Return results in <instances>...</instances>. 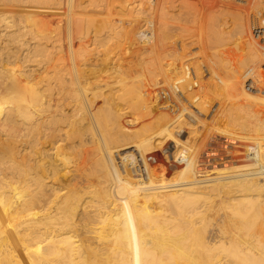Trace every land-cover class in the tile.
Instances as JSON below:
<instances>
[{
    "label": "bare ground",
    "instance_id": "obj_1",
    "mask_svg": "<svg viewBox=\"0 0 264 264\" xmlns=\"http://www.w3.org/2000/svg\"><path fill=\"white\" fill-rule=\"evenodd\" d=\"M137 1H142L144 5L147 2ZM248 1L211 2L212 6L228 5L239 16L228 13L229 7L223 9L227 13L222 11L224 6H219L220 14L216 13L218 11L215 14L209 12L208 7L197 9L189 0H153L148 6L137 2L140 8L134 7L132 0H126L125 4L122 1L126 11L133 8L131 11L137 18L146 16L148 12L150 21L160 26L164 34L162 38L171 40L167 41L168 44L163 42L164 54L165 48H169L166 54H169L170 60L160 77L156 76L158 71L154 75L163 83L162 89L166 90L165 95L170 98L173 111L156 119L147 116L148 122L144 123L142 103L146 99L141 97L138 100V97L134 100L130 97L133 91L140 90L134 87L135 83L130 87L129 80L124 82L123 74L121 79L117 76L118 80H113L122 90H109L108 87L105 90L100 87L111 84L106 78L104 80L107 81L101 83L99 74L100 78H92L86 76L83 69L79 71V87L71 79L72 76L58 74L62 69L54 68L51 78L43 71L32 69L37 54L46 53V57L52 52L43 42L48 43L53 35L48 37L46 33L42 35L43 32H38L47 28L45 22H50L47 20L50 13L53 15L58 11L57 14L61 15L67 11L80 42L88 35L91 25L96 27L94 30L103 27L105 29L101 31L111 32L124 25L122 20L126 17L116 18L120 22L117 26L116 20L102 22L92 19V16L89 18L90 15L84 13V7L98 10L100 7L96 0H0V264H264V135L260 133L264 124L258 120L257 112V91L264 92V73L260 74L261 70L254 75L258 62L264 61V56H259L260 47H264V0ZM248 3L252 11L248 10ZM202 9L208 12L206 17L204 11L201 13ZM228 17L232 18V25L228 24ZM137 18L133 19L138 21ZM144 19L140 24L142 27L149 23ZM195 26L198 32H190ZM172 29L183 34L177 41L172 39L174 36L168 35ZM155 31L153 35L161 32L154 34ZM128 32L124 35L126 42H136L137 34L132 39ZM117 33L116 37L114 33L108 36L117 38ZM235 38L238 39L236 43ZM256 40L260 43L259 47ZM82 43L78 54L83 59L91 53ZM148 51L150 53V49ZM191 51L199 56L192 55ZM145 55L144 58L148 56L147 53ZM147 60L146 64H149L150 60ZM153 64L158 67L156 62ZM161 65L164 67L163 63ZM6 67L12 69L10 75L4 72ZM141 68L145 72L143 64ZM41 69H44V64ZM114 72H111L112 75ZM201 74L208 76L203 80L204 75ZM153 76H149L152 82L148 76L149 79L142 80L139 76V81L145 87H153V79H156ZM242 80H247L246 85ZM137 84L140 83L137 81ZM192 86L209 92L203 95L199 92L200 95L193 101L198 111L205 110V103L212 98L213 90L222 88L223 93L218 96L228 103L229 108L232 107L230 109L235 107L241 112L238 119L235 115V121L233 112L228 116L225 112L226 117L219 119L223 115L220 110L222 115L217 118L221 127L218 124L213 126L214 132L217 133L215 129L220 128L222 134L235 140L231 158L220 162L219 167L198 169L196 157L199 150L193 148V143L189 145L193 138L190 125H195L197 117L191 115L190 107L182 101L180 93L183 95L184 90H193ZM53 90H56L55 94ZM77 90H81L89 115ZM228 90L238 91L239 96L234 98L236 95ZM71 99L81 119L82 129L75 117L72 120L70 109L65 110L62 117L54 114L57 107H69ZM149 99L154 102L156 97L149 96ZM116 101L123 102L119 110L114 107ZM245 104L253 107L251 111L255 119L249 120L253 126H249L242 113ZM126 107L130 108V112L137 110L141 114V121H136L131 129L125 127L120 115ZM69 120H72L69 124L76 126L77 130L61 136L63 132H60L67 128ZM84 129L89 139L83 137ZM97 134L103 143V150L99 148ZM76 136L79 146L73 143ZM249 142L252 144L246 147L250 152L245 149L239 151L242 144ZM67 143H71L72 150L76 147L77 151L78 146L81 151L79 154L73 151L78 157L81 155L82 163H75L83 167L76 164L75 167L82 170L87 182L81 188L93 187L90 190L95 191L94 195H103L104 199L82 202L83 189L75 187V194L64 189L62 182L65 183L67 178L60 174L64 163L60 164L61 156L54 157L49 151L65 152L69 150ZM58 145H62L61 150ZM76 156L73 153V157ZM78 157L74 158L75 161ZM91 164L96 167L93 169ZM55 180L60 185H56Z\"/></svg>",
    "mask_w": 264,
    "mask_h": 264
},
{
    "label": "rangeland",
    "instance_id": "obj_2",
    "mask_svg": "<svg viewBox=\"0 0 264 264\" xmlns=\"http://www.w3.org/2000/svg\"><path fill=\"white\" fill-rule=\"evenodd\" d=\"M97 1V3H98V6L100 7V8H98V10L96 9V8H94L93 10H87V7H84V9L86 8V10H85V12L84 13H86L85 15L86 16H88V15H90V16H88L89 18L92 16V17H94V18H92V19H98L99 21L101 20L102 22L105 20H112V22H115V20H116V18H119V17H122V18H124V17H126V18H124L123 20H122V23H124V25L122 24V26H118L116 29H113V30H111V32H110V30H109V32H104L103 30L105 29H103V27L102 28H97L98 30H94L96 27H94L93 25H91L92 27L91 28H89L88 29V35L85 37V38H83V39H85V40H83L82 39V41L80 42L77 38H78V36H77V32L74 30V27H72L71 26V19H70V17H69V14L67 13V11H65L64 13H62L61 15H58L57 13H58V11L56 12V14H53L52 15V13H50L51 14V16L49 15V18L47 19V20H49L50 22L48 23V22H45V25H46V29H44V30H38V32H39V34H41L42 32H43V34L42 35H44L45 33V35H47L48 37L49 36H51V34L53 35V36H51V37H53V38H50V40L48 41V43H46V41L45 42H43V43H45V44H47L49 47V51H52L49 55H47L46 57H45V55H46V53H45V55H44V53L42 54V55H39V54H37V58L36 57H34V60L35 61H33L35 64L32 66V69L33 68H35L36 69V71H43V73L45 74L46 73V75H48V77H53L54 76V68H57V69H62L58 74H67L68 76H72L71 77V79L73 80V82L75 83V85H78V87H79V76H80V73H79V71L81 70V69H83V70H85V72H86V76H89V77H92V78H96V77H99V75L101 76V78L100 79H102L101 80V83H104V81H109V83H113L112 85L113 86H111L110 87V85L109 86H106V85H102V87H100V88H104L105 90H108V88H109V90H122V89H119L120 88V86L119 85H116L114 82H113V80L117 77V78H120L121 79V77H122V79H123V81L124 82H127V81H125V80H129L127 83H128V85L130 86V87H132V86H134L133 84L135 83L136 85L134 86V87H137L140 91H138V90H136V91H133V93H132V95L130 96L131 98H133L134 100H137V98H138V100L139 99H141V97H143V100H145L146 99V102H143L142 103V105H144V113H143V115H144V117L145 118H143V119H145V122L144 123H147L148 121H147V116L149 117V118H153V119H156V118H158L159 116H166V115H168V114H170V112L171 111H173V109H172V106H171V103L169 102L170 101V98H168L167 97V95H165L166 94V90H164L165 91V93H164V91H163V89H162V87H163V85H161V84H163L161 81H160V78H157L158 76L160 77V75L162 74V72H164L163 70H165V67L167 66V62L170 60V56H169V54H166V53H168V50H169V48H165V50H166V53L164 54V44L165 43H167V41H171L170 39H166V38H162L163 37V35H162V30H160V26L158 27V25L155 23L154 24V21H150L151 20V16L149 17V13L148 12H146L147 13V15L145 16L144 15V17H142L141 16V18H137V17H135V15L132 13V11L131 10H133V8H131V10L130 9H128V10H130V11H126V7H125V5L123 6V4H125V3H127L126 2V0H96ZM103 1V2H102ZM110 1V2H109ZM121 1V2H120ZM122 1H123V4H122ZM149 1V2H148ZM153 0H147V2H146V4L144 5V3L142 4L141 2H139V1H137V0H132V2H133V4H134V7L135 6H137L138 8H140V6H138L139 4H136L137 2H139L140 3V5H144V6H148V5H150V2H152ZM157 1V0H156ZM186 1H188V0H186ZM190 1V4H193L194 6L196 5V7L195 8H209V9H207V10H209V12H211V13H214V12H216V11H218V12H216V13H218V14H220L222 11H224L225 9H227L228 7H229V12L226 10V11H224V12H228V13H230L231 15H234L235 13H237V15H238V12L235 10V9H232V10H234V11H232L231 10V7L230 6H228V5H220V4H217V5H215V6H212L211 5V2H213L214 0H210V1H204L203 3H202V1L203 0H199V1H197V0H194V1H196V2H192L191 0H189ZM248 1V0H247ZM252 2L253 1H255V0H251ZM250 1V3H251V5H252V2ZM107 2V3H106ZM192 2V3H191ZM249 2V1H248ZM261 2V1H260ZM263 2V1H262ZM103 3V4H102ZM114 3V4H113ZM120 3V4H119ZM189 3V2H188ZM208 3H210V4H208ZM247 3V2H246ZM105 4H106V6H105ZM116 4V5H115ZM206 5V6H203V5ZM245 4V3H244ZM249 4V3H248ZM263 4H264V2H263ZM101 5V6H100ZM109 5H111V6H109ZM113 5V6H112ZM115 5V6H114ZM208 5H210V6H212V8L210 7V6H208ZM250 4H249V8H248V10L249 11H252V9L253 8H251L250 6H251ZM141 6V7H142ZM222 7V6H224V7H222V11L220 12V7ZM102 7V8H101ZM106 7V8H105ZM108 7V8H107ZM109 7L111 8L110 10H109ZM217 7H219V8H217ZM226 7V8H225ZM105 8V9H104ZM128 8V7H127ZM146 8V7H145ZM197 8V9H198ZM219 9V10H217V9ZM103 9V10H102ZM106 9H108V10H106ZM224 9V10H223ZM104 10H106V12L104 11ZM125 10V11H124ZM214 10V11H213ZM247 10V15H248V13H249V11ZM108 11V12H107ZM111 11H113V12H111ZM205 12V17H206V15H207V11H206V9L204 10V9H202L201 10V13L203 14L204 12ZM103 12V13H102ZM109 12H110V14H109ZM88 13V14H87ZM95 13V14H94ZM211 13H209V15L211 14ZM242 13V12H241ZM244 13V12H243ZM244 13V14H245ZM60 14V13H59ZM65 14V15H64ZM96 14H97V16H96ZM115 14V15H114ZM125 14V15H124ZM215 14V13H214ZM57 15L58 16H60V17H57ZM64 15V16H63ZM130 15V16H129ZM203 15V16H204ZM236 15V16H237ZM239 16V15H238ZM54 17H55V19H54ZM63 17H65V19L63 18ZM99 17V18H98ZM103 17V18H102ZM107 19H106V18ZM262 17H263V19H264V15H262ZM63 18V19H62ZM101 18V19H100ZM105 18V19H104ZM111 18V19H110ZM128 18V19H127ZM135 18H137V20L138 21H135L134 19ZM145 18V19H144ZM153 18H155V17H153ZM140 19H141V21H140ZM143 19H144V21H149V23L147 22V24H145V26L143 25V27H142V25H140V24H142L141 22L143 21ZM156 19V18H155ZM154 19V20H155ZM56 20V21H55ZM65 20V21H64ZM227 22H228V24L229 25H232V18H230V17H228L227 18ZM69 22V24H68V22ZM130 21H131V23H130ZM132 21H134V23L132 22ZM155 21H157V20H155ZM65 22V23H64ZM116 26L117 25H120V22H118L117 20H116ZM130 23V24H129ZM153 23V24H152ZM62 24V25H61ZM134 24V25H133ZM60 25V26H59ZM150 25V26H149ZM154 25H155V27H154ZM195 25V24H194ZM49 26V27H48ZM126 26V27H125ZM130 26H132V27H130ZM154 27V31H155V28H156V31L154 32V34L157 32V31H161V32H157L155 35H153V30L151 29V27ZM157 26V27H156ZM191 26H193V25H191ZM146 27H148V28H146ZM94 28V29H93ZM126 28V29H125ZM130 28V29H129ZM144 28H146L145 30H144ZM50 29V30H49ZM93 29V31H92V33H91V30ZM101 29H103L102 31H101ZM159 29V30H158ZM176 29V28H175ZM108 30V29H107ZM144 30V31H143ZM150 32H149V31ZM152 30V31H151ZM173 31L171 32H169L170 34H168V35H171V36H174L172 39H176V40H174V41H177L178 40V38H179V36H181V35H183V34H181L180 32H176L174 29H172ZM199 30V29H198ZM114 31V32H113ZM122 31V32H121ZM124 31H129L128 33L129 34H131L132 35V39H134L136 36H134V34L136 33L137 34V37H138V40H139V42H142L143 41V39H146V43H139L138 42V40L135 42V41H133L131 38H130V40L131 41H133V42H129L128 40H127V42H129L128 44H127V42H126V37H124V35H126V32H124ZM175 31V32H174ZM52 32V33H51ZM118 32V33H117ZM144 32V33H143ZM190 32H192V33H196V32H198L197 31V27L195 26V27H192L191 28V30H190ZM251 32H252V30H251ZM91 33V34H90ZM94 33V34H93ZM107 33V34H106ZM112 33V34H111ZM113 33H114V35H113ZM116 33L118 34L117 36V38H115L116 37ZM141 33V34H140ZM143 33V34H142ZM145 33H147L146 35H145ZM152 33V34H151ZM167 33V32H166ZM177 33H178V35H177ZM105 34V35H104ZM109 34H111V35H113V36H115V37H113V36H108ZM138 34H140V35H138ZM149 34V35H148ZM198 34V33H197ZM90 35V36H89ZM121 35V36H120ZM143 35H144V37H143ZM154 36L156 39V41L154 40V37L152 38V36ZM61 36V37H60ZM93 36V37H92ZM106 36V37H105ZM107 36H108V38H107ZM134 36V37H133ZM147 36H148V38H147ZM110 37H113V38H110ZM60 38H62V40L60 39ZM86 38H87V40H86ZM90 38H91V40H90ZM94 38V39H93ZM139 38H141L142 39V41L139 39ZM158 38V39H157ZM80 39V38H79ZM110 39H113V40H111L110 41ZM55 40H56V42H55ZM61 40V41H60ZM94 40H95V42H94ZM148 40V41H147ZM151 40H153L154 41V44H156L157 45V48L155 47L156 45H154L153 44V41H151ZM237 38H235V42L234 43H236L237 42ZM60 41V42H59ZM84 41H86V42H88L87 44L84 42ZM102 41V42H101ZM110 41V42H109ZM113 41V42H112ZM151 42V44H150V42ZM233 41H234V39H233ZM257 41V40H256ZM53 42H55V43H52ZM82 42H84V43H82ZM138 42V43H137ZM155 42H157L158 44H160L161 45V47H160V45H159V48H158V44L157 43H155ZM163 42H165V43H163ZM52 44V46H50L51 44ZM81 43L85 46V48L91 53V54H87L85 57H83V59L82 58H80V56H79V54H78V49H79V47L81 46ZM104 43H107V44H104ZM126 43V44H125ZM136 43V44H135ZM256 43H258V44H256V46H258L259 47V45H260V43L257 41ZM61 44V45H60ZM125 44V45H124ZM145 44V45H144ZM148 44V45H147ZM163 44V45H162ZM168 44V43H167ZM127 45V46H126ZM142 45V46H141ZM83 46V47H84ZM87 46V47H86ZM139 46V47H138ZM145 46V47H144ZM147 46V47H146ZM51 47V48H50ZM88 47H90V48H88ZM93 47H94V49H93ZM95 47H97V48H95ZM122 47V48H121ZM126 47V48H125ZM128 47V48H127ZM142 47H144L143 49H142ZM123 48H124V50H123ZM147 48V49H146ZM150 49V53H149V49ZM156 49V51H158V53L156 52V54H155V49ZM191 48V47H190ZM262 48V49H261ZM92 49V50H91ZM119 49V50H118ZM121 49V50H120ZM129 49V50H128ZM158 49V50H157ZM160 49V50H159ZM171 49V48H170ZM195 49V48H194ZM98 50V51H97ZM110 50H111V52H110ZM152 50V51H151ZM196 50V49H195ZM264 47H260V49H259V56L261 55V56H264ZM125 51V52H124ZM127 51V52H126ZM137 51V52H136ZM139 51H141V52H139ZM160 51V52H159ZM161 51H163L162 53H161ZM187 51H188V49H187ZM151 52H154L153 54L151 53ZM196 52V51H195ZM263 52V53H262ZM97 53H99V54H97ZM120 53V54H119ZM138 55H137V54ZM147 53V55L149 56H147V57H145L144 58V55ZM193 53V54H192ZM200 54L202 53V52H199ZM106 55V56H104V55ZM141 54H144L143 56L141 55ZM151 56H150V55ZM157 54H158V56H157ZM159 54H160V56H159ZM162 54V55H161ZM191 54L192 55H194L195 53H194V51H191ZM263 54V55H262ZM108 55V56H107ZM122 55H123V58H122ZM155 55V56H154ZM166 55H168V56H165ZM186 55L187 54H185V57H186ZM196 55V54H195ZM194 55V56H195ZM41 58H40V57ZM42 56H44V57H42ZM136 56H137V59H136ZM139 56V57H138ZM146 56V55H145ZM196 56H199V55H196ZM260 56V57H261ZM38 57H39V59L42 61H40L39 59H38ZM90 57V58H89ZM115 57V58H114ZM118 57V58H117ZM155 57V58H154ZM161 57H163V59L161 58ZM89 58V59H88ZM98 58V59H97ZM140 58H141V61H140ZM142 58H144L143 60H142ZM151 58V59H150ZM262 58V57H261ZM38 59V60H37ZM85 62V61H87V62H83L82 60ZM119 59V60H118ZM146 59H148L147 60V62L150 60V63H152V66L153 67H151V64L149 65L148 63L146 64ZM201 59V58H200ZM96 60V61H95ZM153 62H152V61ZM156 60V61H155ZM159 60V61H158ZM184 60H185V58H184ZM262 60H264V58L262 59ZM39 62L38 64V67L40 68H38L37 67V65H36V63L37 62ZM100 61V62H99ZM145 63H144V62ZM141 64H140V63ZM154 62H156V64H158V67H157V65H156V67H154L155 66V64H153ZM259 62H262V61H259ZM259 62H258V64H259ZM96 63V64H95ZM115 63V64H114ZM163 63V66L164 67H161L162 64ZM263 63H264V61H263ZM263 63H260L259 64V66H258V64H257V67H260L261 65L262 66H264V64ZM42 64H44V69H41V67H42ZM119 64V65H118ZM124 64V65H123ZM142 64H143V68L145 69V72H146V74H145V72L144 71H142ZM144 64L146 65V67H147V69L145 68V66H144ZM36 65V66H35ZM84 67H82V66ZM107 65V66H106ZM118 65V66H117ZM137 65V66H136ZM138 65H140V66H138ZM166 65V66H165ZM128 66V67H127ZM31 67V66H30ZM87 67V68H86ZM93 67V68H92ZM117 67V68H116ZM126 67V68H125ZM130 67V68H129ZM138 67H140V68H138ZM150 69H149V68ZM257 67H255V71L254 72H256V73H254V75L256 74H258L257 72H261V70H262V73H260V74H263L264 73V67H260V69H257ZM122 68H123V72H122ZM139 69V71H137L138 69ZM151 68H153V69H155L154 71H152V72H149V71H151V70H153V69H151ZM157 68H159V70L157 69ZM161 68H164V69H161ZM88 69V70H87ZM102 69H103V71H102ZM113 71H112V70ZM140 69H141V71H140ZM91 70V71H90ZM111 70V71H110ZM117 71V73H116V71ZM119 70V71H118ZM126 70H128L127 72H126ZM148 72H147V71ZM259 70V71H258ZM11 71H12V69H10V67H6V68H4V72L5 73H7V75H10V73H11ZM105 71V72H104ZM115 71V72H114ZM157 71H158V73H157ZM88 72V73H87ZM90 72V73H89ZM92 72V73H91ZM108 72V73H107ZM114 72V74L112 75V73ZM142 72V73H141ZM144 72V73H143ZM157 74H156V73ZM137 73H139V75H137L136 76V74ZM147 73H152L151 75L153 76L154 74H156V76L154 75L153 77L154 78H156V79H153L154 81H153V87H145L140 81H139V79H140V77H141V80L142 79H145V78H147V79H149L150 78V80L149 81H151L152 82V77H149V76H151L150 74H147ZM99 74V75H98ZM120 74V75H119ZM123 74V75H122ZM133 74H134V76H133ZM145 74V75H144ZM97 75V76H96ZM106 75V76H105ZM122 75V76H121ZM202 75H204V78L202 77V79L204 80L205 79V77H207L205 74H201V76ZM75 76V77H74ZM104 76V77H103ZM120 76V77H119ZM127 76V77H126ZM131 78H130V77ZM140 76V77H139ZM149 78H148V77ZM108 77V78H107ZM109 77H110V79H109ZM136 77V78H135ZM104 78H106L105 80H104ZM113 78V79H112ZM116 78V80H118ZM127 78V79H126ZM130 78V79H129ZM135 78V79H134ZM76 80H77V82H76ZM156 80H158V82L156 83ZM248 80V79H247ZM247 80H245L244 82H243V80H242V83H243V85H246V83H247ZM134 81V82H133ZM137 81H138V83H140L139 85L137 84ZM249 82H250V80H248ZM246 82V83H245ZM249 82H248V84H249ZM155 83H156V85H157V87H156V85H155ZM245 83V84H244ZM251 83V82H250ZM132 85V86H131ZM174 85V84H173ZM106 87H108V88H106ZM115 87V88H114ZM116 87H117V89H116ZM143 87V88H142ZM144 87H145V90H144ZM141 88V89H140ZM150 88H152V90H150ZM218 89V88H217ZM215 90V92H214V90H213V94L211 95L212 96V98L210 99V101L209 102H207V103H205V110H199L198 111V109H197V112H198V114H197V112H196V110L194 111V110H192L191 109V107L189 108V106H187L186 104V106L191 110L190 112H191V115L193 114L195 117H197V118H195L196 120H195V122H194V126H192V125H190V134H191V136L193 137L192 138V140L190 141L191 143H189V145L191 146V144H192V146H193V148L195 149V147H196V149L195 150H199V152H198V154H197V157H196V159H197V161H196V165H198L197 166V168L198 169H210V168H213V167H219L220 166V162H222V161H226V159H229V158H231V151H232V146H233V144L232 143H234V139L232 138V137H230V136H228V135H226L225 133H221V131H220V128H217V129H215V131H217V133L216 132H214V129H213V126L215 127V125H217V126H220V122H219V119H221V118H223V117H226V115H225V112H227L226 114H227V116H228V113H232V118L235 120V118L236 119H238V117H241V112H239V110H237L238 108H235L234 107V109L235 110H237V111H235L234 109H230V108H232V107H230L229 108V105L227 106L226 104H228V103H225L224 102V100L222 99V98H220V96H218V94L219 93H223V90H222V88H219V89H221V90ZM102 90V89H101ZM129 90H133V89H129ZM143 90V91H142ZM146 90H149V91H147L146 92ZM162 90V91H161ZM78 91V93H79V95H80V97H81V99H82V103H83V106L85 107V109H86V111H87V113H88V115H89V109H88V107H87V104L85 103V100H84V98H83V95H82V93H81V90L79 91V90H77ZM188 90H186V92H187ZM205 91V92H204ZM204 91H201L202 93V95H203V93H207V90H204ZM222 91V92H221ZM228 91H230V90H228ZM54 94L56 93V90H53L52 91ZM185 94H181L180 93V96L182 97V96H184L183 97V99H182V101L184 100V98H189V97H191V106H193L194 105V100H196L197 99V96H198V94L200 95V93L199 92H195L194 91V93L192 92V94L191 93H186L185 92V90L183 91ZM139 93V94H138ZM209 93V92H208ZM207 93V94H208ZM217 93V94H216ZM230 93H232L233 95H236L234 98H236V97H238L239 96V93H238V91H234V92H231L230 91ZM257 97H259L258 99H257V103H258V105H257V108H258V110H257V112H258V114H259V118H258V120H261V122L264 124V92H261V91H257ZM136 95V96H135ZM189 95H191V96H189ZM196 95V96H195ZM220 95V94H219ZM238 95V96H237ZM134 96V97H133ZM149 96H151L153 99H155V97H156V101L154 100V102H156L155 104H153L154 102L152 101V99H149ZM136 97V98H135ZM196 97V98H195ZM193 98V99H192ZM218 100V101H217ZM222 100V101H221ZM71 102H72V104L74 105V103H73V101H72V99L71 100H69V104H71ZM184 102V101H183ZM120 103H123V102H114V107L115 108H117V110H119V109H121L122 107L121 106H123V104H120ZM220 103V104H219ZM224 103V104H223ZM245 103H247V102H245ZM69 105V107H65V105H62L61 107H57L55 110H54V114L56 115V116H58V117H62V115L65 113V110H69L70 109V116L72 117V120L74 119L73 117H75V121L78 123V126H80L79 128L80 129H82V126H81V119L79 118V115H77V110H75L76 108H75V105L73 106V105ZM153 104V105H152ZM193 104V105H192ZM149 105V106H148ZM45 106H46V104L45 105H43V107L42 108H45ZM73 106V107H72ZM146 106V107H145ZM158 106V107H157ZM195 107H196V103H195V105H194ZM226 106V108H224ZM54 107V106H53ZM65 107V108H64ZM166 107V108H165ZM229 109H228V108ZM129 107H126V108H124L125 109V111H124V109H123V111L122 112H120V115L122 116V120H123V122H124V125H125V127L126 128H128V129H131L132 128V125L134 124V123H136V121L137 122H140L141 121V114H140V112L139 111H137V110H135V111H133V112H130L131 110H130V108L128 109ZM142 108H143V106H142ZM146 108H148V110L146 109ZM150 108V109H149ZM164 108V109H163ZM196 108H198V106L196 107ZM251 108L253 109V107H249V105H247V104H245L244 106H242V113L244 114V116H245V118L247 119V123L249 122V120H254L255 119V117H254V112H252L251 111ZM170 109V110H169ZM215 109H216V111H215ZM226 109H228V110H226ZM64 110V111H63ZM73 110V111H72ZM162 110V111H161ZM169 110V111H168ZM212 110V111H211ZM223 111V115H222V112L221 111ZM225 110V111H224ZM230 110H231V112H230ZM233 110V111H232ZM215 111V112H214ZM235 111V112H234ZM75 112V113H74ZM151 112V113H150ZM200 112V113H199ZM239 113V115H237L238 113ZM219 113V114H218ZM221 113V114H220ZM237 113V114H236ZM74 114V115H73ZM150 114V115H149ZM152 114V115H151ZM215 114V115H214ZM234 114V115H233ZM220 115H222L221 117H219ZM235 115H236V117H235ZM69 116V117H70ZM77 116V117H76ZM234 116V117H233ZM185 117H187V115L185 114ZM217 117H219V119L217 118ZM78 118V119H77ZM231 118V117H230ZM137 119V120H136ZM167 119V118H166ZM184 119H186V118H184ZM216 119V120H215ZM232 119V120H233ZM71 120V121H72ZM78 120V121H77ZM129 120V121H128ZM218 120V121H217ZM229 120H231V119H229ZM70 120H69V122L66 124V125H68L70 122H71ZM236 121V120H235ZM128 122H129V124H128ZM131 122V123H130ZM196 122H201L200 124L201 125H199L198 123L196 124ZM203 122V123H202ZM210 122V123H209ZM217 122V123H216ZM170 123V122H169ZM209 123V124H208ZM249 124V126H253L254 124L253 123H248ZM69 125H71V126H69ZM68 126H67V128L66 129H64V131H61L60 133H62L63 132V134H61V136H65L67 133H70V132H72L73 130H77V127L76 126H72V124H69ZM198 125H199V127H198ZM256 125H257V123H256ZM196 126V127H195ZM74 129H73V128ZM198 127V128H197ZM205 127V128H204ZM221 127V126H220ZM261 127H264V126H261ZM67 129H68V131L69 132H67ZM70 129V130H69ZM86 129H84L83 131H84V138L86 139V138H88L89 139V135L86 133V131H85ZM94 131L97 133V130L95 129V127H94ZM86 133V134H85ZM200 133V134H199ZM219 133V134H218ZM260 133L262 134V135H264V128L262 129V130H260ZM57 134H59V133H57ZM60 135V134H59ZM86 135V136H85ZM198 135H200L199 136V138L197 137ZM97 136H98V134H97ZM77 138H74V145H76V143H77V145L79 146V138H78V136H76ZM78 139V140H77ZM97 139H98V142H99V144L101 145V146H99V148L100 149H104V147H103V143L101 142V140H100V138H99V136L97 137ZM196 141V142H195ZM261 141V140H260ZM196 143V144H195ZM229 143H231V144H229ZM71 144V143H70ZM69 143H67V149H69V150H65V152L63 151H60V152H56V150H54V149H50V151H49V153H51V155L52 156H54V157H56L57 155L60 157L61 156V159H60V164L62 165V163H64L63 164V166H61V168H60V174H64V176H63V178L64 179H66L67 181L64 183V182H62L63 183V185H65L64 186V189L66 190H68L69 192L68 193H71V194H75L76 193V189L77 188H79V189H83L82 190V193H81V199H82V202H88V201H96V200H98V199H104V196L102 195V196H96V195H94V192L95 191H93V190H90V189H94L93 187H90V188H81V187H83L84 185H87V182H85V179H84V177H83V175H82V170L80 169V168H82L83 166H82V164H80V163H82L81 162V160H80V158H81V155H79V157H78V152H80L81 153V151L79 150V147L77 146V151H76V147H75V152L76 153H78V154H75V152H73L74 150H72L71 149V145H70ZM199 144V149L197 148V145ZM204 144V145H203ZM248 144H252V142H249V143H244V144H242V147L241 148H239V151H242V150H244L245 149V151L247 150L248 151V149H247V145ZM202 146V147H201ZM245 146V147H244ZM53 147V146H52ZM55 147H57V145H55ZM58 147L60 148V150L62 149L61 147H62V145H58ZM70 147V148H69ZM201 147V148H200ZM244 147V148H243ZM52 150H53V152H52ZM72 150V151H71ZM68 151V153H66ZM244 151V152H245ZM246 151V152H247ZM74 153V155L76 156V157H73V153ZM248 152H250V150L248 151ZM53 153V154H52ZM55 153H57V154H55ZM63 153H64V156H63ZM222 154V155H221ZM68 155V156H67ZM116 155V161H118V157H117V154H115ZM240 155H241V153H240ZM66 156V157H65ZM69 156H70V158H69ZM63 157H65L64 159H63ZM79 158V159H76V161H75V159L74 158ZM72 158L74 159V160H72ZM62 160H64V161H62ZM69 160H72V161H69ZM83 160V159H82ZM77 161H79L78 163L79 164H76L77 163ZM238 162H240V160H237ZM241 161H243V160H241ZM76 162V163H75ZM74 163V164H73ZM84 163V162H83ZM75 164L78 166V167H80V166H82V167H80V168H78V167H75ZM89 164L90 163H88L87 165L89 166ZM92 165V164H91ZM93 165H95V164H93ZM93 165H92V168L94 169L95 167H93ZM91 167V166H90ZM222 167V166H221ZM75 168H77L79 171H77V169H75ZM63 171V173H62V171ZM81 172V173H80ZM80 174H81V176H80ZM56 181V180H55ZM54 181V182H55ZM68 182V183H67ZM67 183V184H66ZM71 183V184H70ZM56 185H60V182L58 183L57 181H56V183H55ZM68 185V186H67ZM75 185V186H74ZM72 186V187H71ZM75 187H77V188H75ZM69 188V189H68ZM72 188V189H71ZM75 189V190H74ZM72 190V191H71Z\"/></svg>",
    "mask_w": 264,
    "mask_h": 264
},
{
    "label": "built area",
    "instance_id": "obj_3",
    "mask_svg": "<svg viewBox=\"0 0 264 264\" xmlns=\"http://www.w3.org/2000/svg\"><path fill=\"white\" fill-rule=\"evenodd\" d=\"M139 35V34H138ZM139 39H141V38H139ZM141 41H142V39H141ZM146 41V39H143V43H146L145 42ZM191 70V69H190ZM190 74L192 75V73L190 72ZM192 89L193 90H188L186 93H191L192 94V91H195V92H201L200 90H197L198 89V87L197 86H192ZM195 89V90H194ZM185 96V95H184ZM184 96H182L181 98L183 99V97ZM184 103H186L189 107H191L192 109H194V110H197L196 108H195V106H191V97H189V98H184Z\"/></svg>",
    "mask_w": 264,
    "mask_h": 264
}]
</instances>
